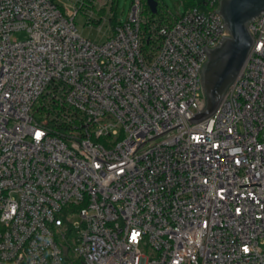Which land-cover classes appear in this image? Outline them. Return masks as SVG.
<instances>
[{"label": "built area", "instance_id": "1", "mask_svg": "<svg viewBox=\"0 0 264 264\" xmlns=\"http://www.w3.org/2000/svg\"><path fill=\"white\" fill-rule=\"evenodd\" d=\"M216 3L165 22L133 0L98 45L84 0H0V264H264V187L239 188L264 186V12L191 123L227 35Z\"/></svg>", "mask_w": 264, "mask_h": 264}, {"label": "water", "instance_id": "2", "mask_svg": "<svg viewBox=\"0 0 264 264\" xmlns=\"http://www.w3.org/2000/svg\"><path fill=\"white\" fill-rule=\"evenodd\" d=\"M217 14L223 20L227 35L221 42L206 49V61L201 69L203 107L191 120L199 124L212 117L227 92L244 68L255 45L252 24L264 12V0H219ZM153 14L158 13V1L147 0ZM261 186V183L239 185Z\"/></svg>", "mask_w": 264, "mask_h": 264}, {"label": "rangeland", "instance_id": "3", "mask_svg": "<svg viewBox=\"0 0 264 264\" xmlns=\"http://www.w3.org/2000/svg\"><path fill=\"white\" fill-rule=\"evenodd\" d=\"M85 8L81 9L75 19L78 33L92 43L101 45L105 43L114 33V25L110 19L115 17L117 25L124 24L128 21L133 0H115L113 10L111 6L113 0H84ZM206 0H197L200 10H206ZM58 4L65 7L69 11L74 10L76 0H56ZM163 11L170 16H180L185 12V6L182 0H160ZM93 6L92 7H90ZM104 9V13H101ZM102 14V15H101ZM92 17L95 22H88L89 17ZM26 32H18L14 38L22 41L27 38Z\"/></svg>", "mask_w": 264, "mask_h": 264}, {"label": "trees", "instance_id": "4", "mask_svg": "<svg viewBox=\"0 0 264 264\" xmlns=\"http://www.w3.org/2000/svg\"><path fill=\"white\" fill-rule=\"evenodd\" d=\"M157 1H158V4H159L158 5V13L157 14H153L152 11L150 10L149 6L147 5V12H146V14L149 17H151V18H159V19H161L162 21H165V22L172 21L174 19V17L173 16H170L167 12H164L163 11V7H162V5L160 3V0H157ZM218 1L219 0H217V3L215 5V9L218 8V5H219V2ZM182 2L184 4V6H185V11H187V10H189L191 8H195V7H198L199 6L197 0H182ZM114 5H115V0H113L112 6H111V10H113ZM59 6L63 9V7L60 4H59ZM101 13H104V9L102 10ZM110 21L114 25V28H116L119 25V24L117 25L116 20H115V17L114 18H111ZM95 23L99 24L100 21L99 22H95Z\"/></svg>", "mask_w": 264, "mask_h": 264}]
</instances>
